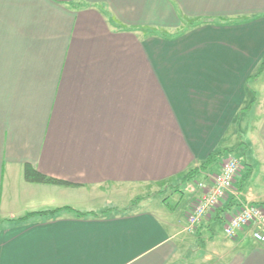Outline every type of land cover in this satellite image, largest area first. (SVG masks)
Masks as SVG:
<instances>
[{
  "label": "crops",
  "instance_id": "0c3cea01",
  "mask_svg": "<svg viewBox=\"0 0 264 264\" xmlns=\"http://www.w3.org/2000/svg\"><path fill=\"white\" fill-rule=\"evenodd\" d=\"M188 17L206 21L169 39L144 31ZM263 73L264 0H0V264H180L188 246L206 264H264V243L242 251L247 228L226 244L198 237L216 216L264 206L245 185L249 162L194 237H180L200 195L188 170L208 182L235 147L264 164ZM26 163L70 185L25 181ZM165 181L178 203L190 193L179 222L159 203L74 214Z\"/></svg>",
  "mask_w": 264,
  "mask_h": 264
},
{
  "label": "rangeland",
  "instance_id": "374dc122",
  "mask_svg": "<svg viewBox=\"0 0 264 264\" xmlns=\"http://www.w3.org/2000/svg\"><path fill=\"white\" fill-rule=\"evenodd\" d=\"M261 76H262L261 80H258L257 83L258 84L262 83L264 85V73ZM252 84H254V82ZM245 134L246 133L243 131L242 132L243 138H246ZM229 153H231V156H233L240 163L242 167H245V162H249L252 165L251 175L247 177L246 179L247 182L245 183V185L246 186L248 184L250 185L253 184L254 186L256 185L255 189L258 190L260 193H264V179L260 178L261 175L264 176V166H263L264 164L262 165L261 161L257 158L255 147L247 148L246 153L243 148L235 147ZM227 155L228 153H225L224 157H226ZM243 173H245V171ZM199 179H200L199 176H195L194 178L190 180V185L193 189L196 188V182ZM166 182L168 181H165L162 183L151 184L147 187L140 188L141 190L136 187L128 188L130 190L129 192L131 193L138 192L139 194L138 197H132L130 196V194L122 192L120 193V195H117L113 197L112 199L111 198L104 199L103 196L101 197V199L96 198L94 202H90L88 206L90 208H83L82 211L86 209V210H93L99 213L104 210H108V208H111L114 206H118L119 208H124V207L130 206L131 204L137 206V208H140V209H151L153 206L158 207V203H159V204H162L164 207H170V208H167L170 212L172 211L171 208H174L177 206V209L173 212V214H170V216L171 218H174L175 220H177L176 222H179L183 215L184 202L189 199L190 193L184 191L183 192L184 196H182V199H181L182 201L178 203L177 201H178V198L180 197L179 192L170 191L168 193H165L164 191H162V189L166 188ZM158 191H162V192H160L159 194H155L153 200L145 199V198H143L145 200H142L141 198V197L150 195L151 193L158 192ZM166 195L168 197L167 200H165L167 203H165L162 200L163 197H166ZM46 199L48 198L44 197L42 198V200H39L38 205L39 203L46 202L45 201ZM16 206H18V204ZM222 228H223V221L220 218H215L210 221L209 228H203V230H201L202 235L200 234L198 237H202V239H204L205 241L211 238L213 242L217 244H222V243L226 244L227 242L231 243L232 241L230 240L229 237H227L223 233ZM179 229L180 228H178V230ZM181 236L182 237L190 236L192 238L194 237V234L192 232H186L184 230V232L181 233L180 237ZM240 245L243 251V249L250 250L255 247H258L259 244L250 238H246L243 240V242ZM206 248H207V251L211 252L212 250L211 245L206 246ZM214 259H216V257ZM194 264H206V262L203 259L201 260L199 259Z\"/></svg>",
  "mask_w": 264,
  "mask_h": 264
},
{
  "label": "built area",
  "instance_id": "2783aa9c",
  "mask_svg": "<svg viewBox=\"0 0 264 264\" xmlns=\"http://www.w3.org/2000/svg\"><path fill=\"white\" fill-rule=\"evenodd\" d=\"M240 169V163L233 156H227L221 161L219 171L211 175L208 182H197L200 195L186 214L184 227L186 232H193L204 218L212 215L214 209L221 204L222 199L232 188ZM222 220V230L227 237L234 238L239 231L247 228L254 241L264 243V206L262 204L246 202L233 213H224Z\"/></svg>",
  "mask_w": 264,
  "mask_h": 264
},
{
  "label": "trees",
  "instance_id": "16d2710c",
  "mask_svg": "<svg viewBox=\"0 0 264 264\" xmlns=\"http://www.w3.org/2000/svg\"><path fill=\"white\" fill-rule=\"evenodd\" d=\"M206 18H185L184 25L175 29V30H167L164 28H144L148 34L150 35H158L160 37L169 39V38H174L178 36L179 34L183 33L187 29L197 26L201 23H205ZM222 20L218 19L216 22H221ZM216 153L210 154L203 162H201V167L206 168L208 165H210L214 160H215ZM198 172V169H190L188 170L184 175H183V181H190L192 178L195 177V174ZM23 177L25 181L27 182H34V183H41V184H54V185H64L68 186L70 185V182L60 180L57 178H53L50 176H46L45 174L41 173L40 171L36 170L33 168L30 164L26 163L24 164L23 168ZM55 209L51 210H40V211H34L30 212L29 214H25L24 216H21L19 219L20 220H27L28 217L33 214L37 213L38 215L41 214H47V213H53ZM74 214L76 217H86V216H91V217H98V216H104L109 210H104L102 212H95L93 210H73ZM217 218L214 217L212 219Z\"/></svg>",
  "mask_w": 264,
  "mask_h": 264
},
{
  "label": "water",
  "instance_id": "95a60500",
  "mask_svg": "<svg viewBox=\"0 0 264 264\" xmlns=\"http://www.w3.org/2000/svg\"><path fill=\"white\" fill-rule=\"evenodd\" d=\"M188 252H194V255L187 256ZM201 257H202V252L200 249H197L196 247L193 246H188L177 261L180 264H190L191 262H194L196 259H199Z\"/></svg>",
  "mask_w": 264,
  "mask_h": 264
}]
</instances>
